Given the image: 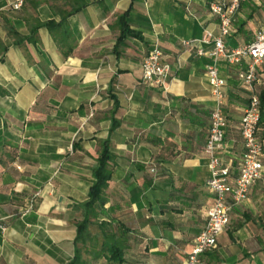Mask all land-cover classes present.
<instances>
[{
  "label": "crops",
  "instance_id": "1",
  "mask_svg": "<svg viewBox=\"0 0 264 264\" xmlns=\"http://www.w3.org/2000/svg\"><path fill=\"white\" fill-rule=\"evenodd\" d=\"M211 1L0 0V264L73 260L105 147L112 177L98 220L132 230L125 264H185L214 203L204 153L214 100L212 59L182 41L219 34ZM261 29L264 0H248L226 44H249ZM156 43L174 68L167 88L142 81ZM219 66L228 95L221 154L237 173L252 92L240 65ZM258 137L264 164V118ZM203 262L264 264V172Z\"/></svg>",
  "mask_w": 264,
  "mask_h": 264
},
{
  "label": "built area",
  "instance_id": "2",
  "mask_svg": "<svg viewBox=\"0 0 264 264\" xmlns=\"http://www.w3.org/2000/svg\"><path fill=\"white\" fill-rule=\"evenodd\" d=\"M246 1L248 0H212L210 11L218 17L219 34L214 35L206 31L200 39L182 41L185 48H196L198 55H206L212 59L206 73L214 100L209 136L204 147L211 173L208 186L214 195V203L208 210L207 222L195 239L185 264H204L203 255L217 247L219 236L230 223L232 207L248 200L251 188L262 178L264 172L263 144L258 137L261 99L256 91L258 67L264 63V29L257 33L251 43L236 48L228 47L225 40L231 34L236 17ZM20 6L21 2L15 4L16 8ZM204 45L211 47L206 50ZM222 58L241 66L238 80L252 92L242 117L244 153L237 173L233 172L231 164L226 162L221 154L228 126L227 81L222 77L219 66ZM173 70L172 64L163 59L160 44L156 43L143 61L142 81L167 88Z\"/></svg>",
  "mask_w": 264,
  "mask_h": 264
},
{
  "label": "trees",
  "instance_id": "3",
  "mask_svg": "<svg viewBox=\"0 0 264 264\" xmlns=\"http://www.w3.org/2000/svg\"><path fill=\"white\" fill-rule=\"evenodd\" d=\"M125 19V16H122ZM42 25V24H41ZM46 25L50 26L51 23ZM125 27L127 25L125 24ZM127 32L132 33L130 29ZM261 117L264 118V91L260 95ZM112 154L105 147L99 157V165L94 171V182L89 191V198L85 204L87 214L78 223V244L73 260L69 264H125L127 262L126 249L132 240L131 229L120 220H98L105 208V190L112 177L110 161ZM97 230L92 231V226ZM87 253L91 260L85 259Z\"/></svg>",
  "mask_w": 264,
  "mask_h": 264
},
{
  "label": "rangeland",
  "instance_id": "4",
  "mask_svg": "<svg viewBox=\"0 0 264 264\" xmlns=\"http://www.w3.org/2000/svg\"><path fill=\"white\" fill-rule=\"evenodd\" d=\"M97 230V227L94 225L92 226V231L95 232ZM85 259L91 260L87 253L84 252L83 254Z\"/></svg>",
  "mask_w": 264,
  "mask_h": 264
}]
</instances>
